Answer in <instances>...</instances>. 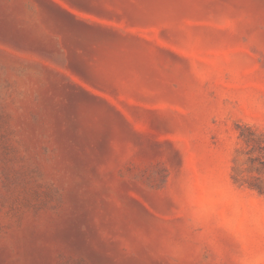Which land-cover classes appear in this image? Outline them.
Here are the masks:
<instances>
[{"label":"rangeland","instance_id":"obj_1","mask_svg":"<svg viewBox=\"0 0 264 264\" xmlns=\"http://www.w3.org/2000/svg\"><path fill=\"white\" fill-rule=\"evenodd\" d=\"M0 264H264V0H0Z\"/></svg>","mask_w":264,"mask_h":264}]
</instances>
